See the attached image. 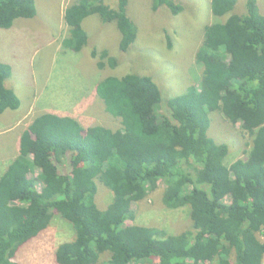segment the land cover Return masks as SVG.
I'll return each mask as SVG.
<instances>
[{
    "label": "trees",
    "instance_id": "trees-1",
    "mask_svg": "<svg viewBox=\"0 0 264 264\" xmlns=\"http://www.w3.org/2000/svg\"><path fill=\"white\" fill-rule=\"evenodd\" d=\"M128 3L79 0L69 5L64 12L69 47L78 53L88 44L82 24L97 16L102 24L115 23L119 51L127 52L138 36ZM239 5L244 11L235 13ZM151 7L173 15L182 11L177 0H152ZM211 13L226 18L203 29L195 54L202 67L198 85L163 101L148 76L107 77L96 94L105 111L120 120L119 129L85 128L72 117L51 113L28 125L17 157L0 176V264H21L15 260L20 247L55 219L74 234L55 250L57 264H262L264 14L257 0H211ZM35 15V0H0V31ZM91 54L100 59V70L118 65L107 50ZM11 74L0 61V115L20 105L5 86ZM162 103L170 115L160 114ZM215 111L230 125L241 123L251 139L247 158L228 167L223 164L227 145L208 136L209 114ZM160 181L166 209L190 208L191 230L168 234L132 224L133 206L155 192ZM97 183L113 194L104 210L95 203Z\"/></svg>",
    "mask_w": 264,
    "mask_h": 264
},
{
    "label": "rangeland",
    "instance_id": "rangeland-1",
    "mask_svg": "<svg viewBox=\"0 0 264 264\" xmlns=\"http://www.w3.org/2000/svg\"><path fill=\"white\" fill-rule=\"evenodd\" d=\"M78 1L35 0L34 18L17 19L10 29L0 31V61L12 69L5 86L20 101L17 109H7L0 115V176L17 157L23 131L43 113L72 117L85 128L119 129L120 120L105 111L96 94L98 84L107 77L148 76L159 87L163 101L181 95L189 85H198L202 67L195 63V54L203 29L226 18L212 15L211 0H177L182 6L177 15L166 8L154 12L152 0H129L128 15L138 26L137 40L131 48L119 51L120 34L115 23L102 24L97 16H90L82 24L89 36L88 44L77 53L69 47L64 12ZM257 5L264 14V0H257ZM243 11L242 5L235 9V13ZM93 50H107L118 61L117 67L98 69L100 59L92 56ZM159 107L160 114L170 115L163 103ZM209 118L208 136L228 147L223 164L228 167L246 159L251 139L241 131V123L230 125L217 111ZM29 177L36 178L31 174ZM158 184L155 192L133 206L136 217L132 224L161 228L168 234L191 230L190 208L166 209L161 202L165 186L161 181ZM37 185H41L38 179ZM112 200V192L97 183L98 208L106 209ZM73 237L70 225L55 219L38 237L20 247L15 260L21 264H57L55 250Z\"/></svg>",
    "mask_w": 264,
    "mask_h": 264
},
{
    "label": "bare ground",
    "instance_id": "bare-ground-1",
    "mask_svg": "<svg viewBox=\"0 0 264 264\" xmlns=\"http://www.w3.org/2000/svg\"><path fill=\"white\" fill-rule=\"evenodd\" d=\"M168 95V94H167Z\"/></svg>",
    "mask_w": 264,
    "mask_h": 264
}]
</instances>
